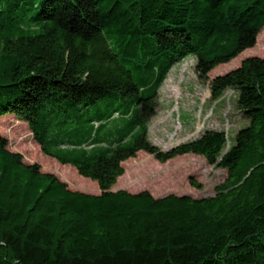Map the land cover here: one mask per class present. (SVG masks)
Wrapping results in <instances>:
<instances>
[{
  "label": "trees",
  "instance_id": "1",
  "mask_svg": "<svg viewBox=\"0 0 264 264\" xmlns=\"http://www.w3.org/2000/svg\"><path fill=\"white\" fill-rule=\"evenodd\" d=\"M262 28L264 0H0V117L100 189L69 188L0 133V264H264V57L208 78ZM190 54L210 99L234 90L248 120L227 149L223 129L149 139L158 91ZM141 150L199 155L226 177L202 197L111 190Z\"/></svg>",
  "mask_w": 264,
  "mask_h": 264
},
{
  "label": "rangeland",
  "instance_id": "2",
  "mask_svg": "<svg viewBox=\"0 0 264 264\" xmlns=\"http://www.w3.org/2000/svg\"><path fill=\"white\" fill-rule=\"evenodd\" d=\"M242 52L229 62L214 67L208 73L209 80L237 67L248 56L264 57V28L258 33L254 46ZM195 62V55L190 54L175 63L158 91V107L150 120L148 136L162 149L195 138L206 129H223L227 134V149L234 143L236 132L248 124L237 108V92L234 90L227 89L218 100L210 99L209 81L199 78L194 68ZM0 133L8 139V148L22 153L25 162L39 163L43 171L54 173L69 188L88 193L100 192L97 183L90 178L78 173L77 179L71 177L64 166L74 169L73 166L60 164L42 153L26 122L13 114L0 117ZM122 164L124 173L111 189L130 192L148 190L155 197L169 193L192 197L212 195L214 186L226 177L225 169L216 168L202 156L194 154L179 155L160 162L141 150ZM191 177L202 184L201 189L191 186ZM86 179L96 185L84 182Z\"/></svg>",
  "mask_w": 264,
  "mask_h": 264
},
{
  "label": "bare ground",
  "instance_id": "3",
  "mask_svg": "<svg viewBox=\"0 0 264 264\" xmlns=\"http://www.w3.org/2000/svg\"><path fill=\"white\" fill-rule=\"evenodd\" d=\"M242 53H243V52H241L240 55H242ZM64 167H65L66 169H68V171H69L71 177L77 179V177H76V176H77V175H76L77 172L75 171V169H73L72 167H69L68 165H65ZM83 181H84V182H90L93 186L96 185L94 182H91V181H89V180H87V179H86V180H83ZM132 188H133V187H132Z\"/></svg>",
  "mask_w": 264,
  "mask_h": 264
},
{
  "label": "crops",
  "instance_id": "4",
  "mask_svg": "<svg viewBox=\"0 0 264 264\" xmlns=\"http://www.w3.org/2000/svg\"><path fill=\"white\" fill-rule=\"evenodd\" d=\"M112 188V187H111Z\"/></svg>",
  "mask_w": 264,
  "mask_h": 264
},
{
  "label": "water",
  "instance_id": "5",
  "mask_svg": "<svg viewBox=\"0 0 264 264\" xmlns=\"http://www.w3.org/2000/svg\"><path fill=\"white\" fill-rule=\"evenodd\" d=\"M112 190V189H111Z\"/></svg>",
  "mask_w": 264,
  "mask_h": 264
}]
</instances>
